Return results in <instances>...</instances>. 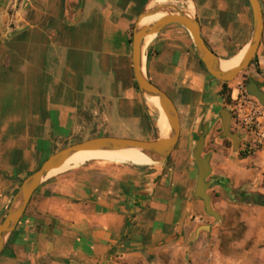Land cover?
Returning a JSON list of instances; mask_svg holds the SVG:
<instances>
[{
	"label": "crops",
	"instance_id": "obj_1",
	"mask_svg": "<svg viewBox=\"0 0 264 264\" xmlns=\"http://www.w3.org/2000/svg\"><path fill=\"white\" fill-rule=\"evenodd\" d=\"M12 3L0 1V219L22 181L75 132L106 127L115 114L150 131L134 83L131 40L147 8L172 4L189 12L210 47L206 33H215L222 58L245 51L253 29L248 0ZM145 55L149 78L176 101L179 139L187 128L180 151L169 163L90 160L52 173L33 193L0 264H264V199L252 193L264 195V140L258 135L259 148L220 173L251 194L232 206L260 214L241 218L249 227L242 235L220 233L223 218L212 224L195 196L198 168L190 151L202 120L211 133L219 125L222 85L179 23L155 34ZM254 64L264 91V32ZM182 111L190 114L189 125Z\"/></svg>",
	"mask_w": 264,
	"mask_h": 264
},
{
	"label": "water",
	"instance_id": "obj_2",
	"mask_svg": "<svg viewBox=\"0 0 264 264\" xmlns=\"http://www.w3.org/2000/svg\"><path fill=\"white\" fill-rule=\"evenodd\" d=\"M248 2L253 13V29L248 43V49L239 65L229 70H224L221 67V60L224 58L217 54L208 45L202 35L199 20L189 12L181 10L172 4H160L155 7L147 8L140 15L132 36V59L135 80L140 91L144 95L159 97L161 107L171 125V134L169 137L160 136L155 139L100 135L67 145L51 154L45 159L39 168L29 174L22 181L12 198L10 205L2 215L0 219V253L24 214L35 190L52 171L61 167L73 154L81 150H120L137 148L146 153L156 162L163 163L167 160L168 156L175 148L180 136V113L172 97L163 88L154 83L147 74L145 63L143 61V55L145 54V49H143L145 38L148 35L159 33L166 25L179 23L189 30L196 51L212 76L223 81L232 80L250 65L251 61L257 54L264 32V12L261 0H248ZM160 12H166V15L152 23L142 24L144 17ZM247 90L264 104V91L259 87L255 80H251L247 86ZM220 114L223 124L222 135L231 138L233 140L234 149H236L241 136L231 130V112L227 109H222ZM199 130L201 133L193 148V155L198 168V182L195 189V196L203 199L208 214L214 215L218 218L219 214L213 208L211 196L207 190L220 184L223 186L224 193L228 197H235V193L229 187L228 177L224 175H216L208 179L212 172L210 161L211 155H203V149L205 146L206 134L209 130V123L206 121L201 123ZM251 199L253 201L259 200L257 198ZM204 227H208V225H204Z\"/></svg>",
	"mask_w": 264,
	"mask_h": 264
},
{
	"label": "rangeland",
	"instance_id": "obj_3",
	"mask_svg": "<svg viewBox=\"0 0 264 264\" xmlns=\"http://www.w3.org/2000/svg\"><path fill=\"white\" fill-rule=\"evenodd\" d=\"M213 36H215V33H212V31H208L206 33V37L208 39V42L211 45L212 49L216 52L218 50L216 47H214V43L212 41ZM255 64H250L246 69L241 71L234 79L228 81L229 87L232 89V102L226 103L223 98V106L222 109H227L231 112L232 118H231V130L234 133H238L241 138L238 142V147L234 149L233 140L229 137L223 136V124H222V117H221V110L218 114L219 125L217 128L214 129L215 132H210L208 130L206 134V140H205V146L203 149V155L210 154L211 158V165H212V172L208 179H210L212 176L216 175H222L220 174L222 170L224 169V165H229L230 163H233L234 160H236V157L240 156V150L250 149L249 154H252L256 149L259 148V145L261 144V141L258 138L259 130L264 129V104H262L257 97L250 94L247 90L248 84L251 82V80H255L258 84H262L263 82L256 79L257 76V70H256ZM151 80L156 83V77L154 75H151ZM217 79V78H216ZM218 84L222 85V81L220 79L216 80ZM157 84V83H156ZM159 85V84H158ZM168 93V92H167ZM172 99H174L173 95L168 93ZM148 95H144V105L146 107L147 112H149L150 122H151V128L149 132L142 131L140 128L136 127L131 123V120H122L118 116L112 117L111 121L108 123L106 127H103L101 129H95V130H83L79 133H74L69 137L67 140H69L67 143L66 141L63 142V144H58L55 148H60L61 146H67L76 142H79L81 140H85L94 136H100V135H111V136H122V137H133V138H144V139H154L153 136L157 135L160 137V128L157 125L158 121V112L157 110L150 105L148 99ZM242 97H246L249 99L247 102H242ZM254 102L257 106L260 107V111L255 113L254 108L249 103V101ZM176 102V101H175ZM242 102V111L239 110L240 103ZM190 114L188 112L182 111V120L186 125H189L188 118ZM249 117V120L246 118ZM205 122L202 120L199 124ZM199 126L196 132V135L194 139L197 140L198 136L200 135L201 131L199 130ZM187 129V128H186ZM182 134L181 138L179 139L178 144H176L173 151L168 156L166 163H169L173 159V157L180 151V146L183 145L186 139L185 131ZM180 137V136H179ZM246 137V138H245ZM242 138H245L242 140ZM219 140V142H217ZM244 141V142H242ZM196 143V141H195ZM67 144V145H66ZM244 144V145H243ZM195 145V144H194ZM244 146V147H243ZM55 150V149H53ZM216 154V155H215ZM174 155V156H173ZM50 156V155H49ZM48 156V157H49ZM47 155L44 157L45 159L48 158ZM190 158L192 160V165H196L195 158L193 155V149L190 151ZM44 159V161H45ZM92 160H99V159H92ZM43 161V162H44ZM113 163V162H108ZM157 164V163H156ZM155 164V165H156ZM68 168H62L58 170H54L50 173H56L57 171H61ZM198 178V177H197ZM229 179V178H228ZM198 182V179H197ZM229 187L232 189L234 193L239 191L243 188V186L234 187V183H232L231 179H229ZM242 187V188H241ZM208 193L211 196V202L213 208L218 212L219 217L216 218L214 215L209 214V220H211L212 224L216 225V223L220 222L222 219L224 222L223 226H220V233H228L231 232L234 235H242L244 232L249 231L248 225L245 224L246 220H241L242 217L246 213H248V216H259V212L256 211H248L244 208V205L238 204V206L233 207L234 199L228 197L225 193L221 185H215L212 188L207 190ZM256 195H259L263 197L264 195L252 192ZM259 199V198H258ZM12 201V200H11ZM11 203V202H10ZM10 205V204H9ZM232 206V210L229 211L228 207ZM227 217H231L226 220ZM235 217V218H233ZM252 232V231H251ZM182 264H191V260L189 259L187 263Z\"/></svg>",
	"mask_w": 264,
	"mask_h": 264
},
{
	"label": "bare ground",
	"instance_id": "obj_4",
	"mask_svg": "<svg viewBox=\"0 0 264 264\" xmlns=\"http://www.w3.org/2000/svg\"><path fill=\"white\" fill-rule=\"evenodd\" d=\"M164 15H166V12H160L154 15L146 16L144 17L142 24L152 23L158 20L160 17H163ZM154 35L155 33L148 35L145 38L143 49H145L146 46L150 43ZM247 49L245 51L238 53L237 55L222 59L221 67L224 70H229L239 65ZM145 57L146 55L144 54L143 55L144 63H145ZM147 99L150 105H152L159 114L157 125L160 128L161 137H169V135L171 134V125L169 123L168 117L166 116L164 110L161 107L159 97L148 95ZM92 159H99L104 162H113L118 164L133 163V164H138L140 166L155 165L156 163L157 164L161 163L154 161L152 158H150V156H148L146 153L142 152L140 149L137 148L120 149V150H81L73 154L70 158H68L67 161L58 169L78 167Z\"/></svg>",
	"mask_w": 264,
	"mask_h": 264
},
{
	"label": "trees",
	"instance_id": "obj_5",
	"mask_svg": "<svg viewBox=\"0 0 264 264\" xmlns=\"http://www.w3.org/2000/svg\"><path fill=\"white\" fill-rule=\"evenodd\" d=\"M132 40V39H131ZM201 62H202V60H200ZM256 62V56L253 58V60L251 61V63L250 64H254ZM203 63V62H202ZM204 64V63H203ZM205 65V64H204ZM134 83H135V86H136V88L137 89H139V87H138V84H137V82H136V80L134 81ZM220 94L222 95V97L224 98V100H225V102L226 103H231L232 102V89H231V87H229V85H228V81H222V87H221V90H220ZM153 138L155 139V138H158V136L157 135H155V136H153ZM248 151H250V149H245V150H240V156L241 157H245V156H247L248 154H249V152ZM230 198H232V199H234V200H238L237 198H235V197H230Z\"/></svg>",
	"mask_w": 264,
	"mask_h": 264
},
{
	"label": "built area",
	"instance_id": "obj_6",
	"mask_svg": "<svg viewBox=\"0 0 264 264\" xmlns=\"http://www.w3.org/2000/svg\"><path fill=\"white\" fill-rule=\"evenodd\" d=\"M20 2H22V0H13V3L15 8L17 7V5L20 4ZM242 102H247L249 99H247L246 97H242ZM242 102L240 103V107H239V110L242 111ZM249 103L252 105V107L254 108L255 110V113L259 112L260 111V107L257 106L254 102H252L251 100L249 101ZM248 120H249V117H246ZM259 136L264 140V130L263 128L259 130Z\"/></svg>",
	"mask_w": 264,
	"mask_h": 264
},
{
	"label": "flooded vegetation",
	"instance_id": "obj_7",
	"mask_svg": "<svg viewBox=\"0 0 264 264\" xmlns=\"http://www.w3.org/2000/svg\"><path fill=\"white\" fill-rule=\"evenodd\" d=\"M220 185V184H219ZM221 187H223L221 185ZM251 196V194L247 193L245 190L243 189H240L239 191H237L235 193V197H237L238 199H248L249 197Z\"/></svg>",
	"mask_w": 264,
	"mask_h": 264
}]
</instances>
